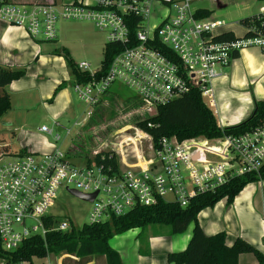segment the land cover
Listing matches in <instances>:
<instances>
[{"label": "built area", "instance_id": "2783aa9c", "mask_svg": "<svg viewBox=\"0 0 264 264\" xmlns=\"http://www.w3.org/2000/svg\"><path fill=\"white\" fill-rule=\"evenodd\" d=\"M204 1L220 3L0 0V21L22 28L35 42L55 41L60 19L92 22L104 32L106 44H113L118 52L105 75L75 82L80 99L96 107L118 84L134 90L144 107L153 109L146 115H152L158 106L193 88L199 89L203 100L212 101L214 81L226 75L224 69L242 49L257 46L264 51V6L251 16L250 23L239 21L243 35L232 31L234 38L223 39L221 36L231 30L211 19V14L205 15L211 10L199 5ZM161 4L166 7L163 14ZM154 17L158 22H152ZM89 65L87 61L77 63L80 71L95 76L98 70L89 71ZM39 130L54 133V128L46 125ZM55 138H61L57 131ZM132 142L135 146L128 150L126 146ZM47 145L51 151L15 154L0 146V249L4 251L19 249L33 236L46 237L49 232H65L76 225L58 212L65 205L58 200L61 191L72 195V189L84 194L98 192L94 200H88L91 208L84 222L93 224L160 200L186 207L193 198L216 191L236 176L258 173L264 165V120L238 134L183 140L169 136L157 144L150 134L136 127L134 136L121 139L108 150V158L116 159V165L94 159L103 151H93L89 164L78 165L56 143Z\"/></svg>", "mask_w": 264, "mask_h": 264}, {"label": "trees", "instance_id": "16d2710c", "mask_svg": "<svg viewBox=\"0 0 264 264\" xmlns=\"http://www.w3.org/2000/svg\"><path fill=\"white\" fill-rule=\"evenodd\" d=\"M209 14V12H205V15ZM251 19L252 17L249 16L242 21L250 23ZM256 23L261 24V21ZM234 37L232 31L221 36L223 39ZM57 52L66 59L76 81L85 82L94 78L99 79L105 75L109 62L118 52V49L113 44H106L102 66L95 76H91L87 71H80L66 47ZM24 72V70H13L0 65V90L13 80L23 76ZM59 88L61 85L57 89ZM104 98L116 104L119 103L118 100L122 99L121 104L125 109H144V105L136 95H126L123 87L118 84L112 86ZM100 104L95 107V111L93 110L86 126L87 129L95 126L98 128L92 137L96 143L103 138L100 120L103 119L104 114L98 108ZM10 107L9 94L6 91H0V119ZM116 115L115 113L109 115L110 120H114ZM141 117L136 118L135 116L136 126L150 134L155 144L161 138L169 136H176L179 140L200 136L212 138L224 134H238L256 127L264 120V101L256 102L253 115L245 122L233 127L221 128L212 110L204 102L199 89L193 88L181 97L158 106L154 114ZM70 151L75 159H83L87 164L91 162L84 145L74 144ZM103 155H105L104 159H102ZM108 155L110 152L105 150L98 153L94 159L98 163L103 162L105 165H116V159H109ZM260 180H264V165L258 173L236 176L216 191L198 195L186 207L164 200H160L151 206H138L124 215H112L108 220L99 223L73 225L70 230L65 232L52 231L46 237L33 236L17 250L4 251L0 249V259L4 260L3 264H16L24 260L32 263V258L35 256L46 257L50 253L68 252L79 256L104 255L107 264H123L120 254L110 244V239L113 236L133 228H145L150 224H165L170 227L171 233L177 234L185 232L193 224L192 234L186 249L169 253L168 260L170 262L176 264H239L241 254L253 253L258 259L257 264H262L264 262L263 253L244 238L238 237L233 244L229 245L226 242L225 231L207 235L198 222V215L201 211L214 207L222 199H226L227 203L231 204L249 183Z\"/></svg>", "mask_w": 264, "mask_h": 264}, {"label": "crops", "instance_id": "0c3cea01", "mask_svg": "<svg viewBox=\"0 0 264 264\" xmlns=\"http://www.w3.org/2000/svg\"><path fill=\"white\" fill-rule=\"evenodd\" d=\"M219 6L221 7V5ZM57 40L58 37L55 41ZM41 43L42 42L33 41L22 28L13 27L0 21V65L13 70L25 71L23 76L13 80L5 88L0 90L6 91L11 99V107L3 115L7 116L6 123H9L10 126L18 124L19 120L14 117L15 113H18L21 118V111L23 113H29L32 110H37L40 105L48 110H54L52 114L54 118H59L61 113L68 109V103L65 99V95H68V92L63 86H66L64 79L70 76H67V70L71 73L72 69L62 55L59 54V56L51 57L49 54L52 53L43 54ZM64 45L65 44L61 42L62 48L66 47ZM58 50L60 49H57L56 52ZM69 52L72 56V51L69 50ZM242 59L244 61H241ZM242 62H244L245 72L243 78H240V64H242ZM52 63L55 65L56 69L62 67L63 72L52 69ZM230 66L233 67L231 72L233 81H231L230 84L224 83L229 77L228 73H226V75L214 81L212 86V101L204 99V102L212 110L221 128L233 127L245 122L253 115L256 102L260 100L264 101V51L259 47L244 49L242 52L240 51L239 55ZM60 85L61 88H59V90L57 88ZM235 85L236 87H238V85L248 87V90L246 88L239 92L235 88ZM62 101H64V103ZM238 102L246 104L247 108L244 110L243 108L235 109ZM224 111H230V114L225 115L223 114ZM63 119L65 118L63 117L60 119L59 126ZM58 128L59 127H57V132H59ZM49 142L50 141H48L47 144ZM47 146L51 149L49 145ZM5 150L9 151L8 149ZM255 183L256 182L249 183L235 197L230 204L229 210L231 213L235 211L239 216L242 214L248 205L247 203L250 202L253 197L252 193L256 191V188L254 189ZM224 200L227 202L226 199H222L214 207L206 208L199 213L198 222L204 232L207 235H213L217 232L225 231L227 235L226 242L229 245L233 244L236 238L242 237L264 254V211L260 219L261 227L257 230L258 232H256V230H251L248 226H244V224L241 223L239 233L232 234V232L226 230L225 225H228V220L222 223L221 220L215 219V214L225 209L224 203L220 205ZM148 226L149 225L145 228ZM235 227L236 226L233 228L237 231ZM145 228H133L121 234H117L110 239L111 246L118 251L123 264H176L168 260V254L185 250L193 230V228H191L189 232H186L188 227L185 232H182L185 234L179 237V234L182 233H171L172 235L169 236H159L158 232L151 229L146 232ZM228 228L231 230L230 225ZM144 232L146 233L144 234ZM242 255L243 254L239 256V264ZM39 258L43 259L44 262L35 263ZM46 263L107 264V259L104 255L99 254L79 256L75 253L61 252L58 254L50 253L46 257L35 256L32 258V263L28 261L25 264ZM257 263L258 259L256 257L252 264Z\"/></svg>", "mask_w": 264, "mask_h": 264}, {"label": "rangeland", "instance_id": "374dc122", "mask_svg": "<svg viewBox=\"0 0 264 264\" xmlns=\"http://www.w3.org/2000/svg\"><path fill=\"white\" fill-rule=\"evenodd\" d=\"M16 1L32 2L49 0ZM57 1L67 3L72 2L73 0ZM199 5L211 10V19L221 23H225V26L228 29L233 31L237 36H241L244 34L245 30L243 26L239 24V21L258 12L263 7L264 2L262 0H220L219 5H221V7L210 1H204ZM165 8L166 7L164 4H161L159 6L161 14L164 13ZM152 22H158V18L154 17ZM57 30V41H46L41 43L43 54L52 53L49 54L51 55V57L59 56L56 50L62 48V42L65 44L64 46H66V48L72 51V57L77 63L87 61L90 64L88 70L91 72H95L101 68L102 61L104 59V50L107 42V37L105 36L104 32L100 31L92 22L89 21L62 19L57 22ZM248 48L250 47L244 49ZM244 49H242L241 52ZM241 61L244 60L242 59ZM51 66L55 71L59 70L60 72H63L62 67H58L56 69L54 64ZM232 69V66H228L224 69V72L228 73L229 75L224 83L230 84L231 81H233L231 75ZM244 72L245 66L244 62H242V64H240V78H243ZM67 76L69 77L67 79H64V81L66 82V86H63V88L65 87L67 89L69 95H65V99L68 103V109L66 111H63L59 118H54V116L52 115L54 110H48L40 105L37 110H32L29 113H23L21 111V118L19 117L18 113H15L14 117L19 120V125L15 124L13 126H10L9 123H6L7 116H3L0 119V146L5 147V149H8L13 154L25 150L46 152L48 150L51 151V149H49L46 145L47 140L56 143L58 147L66 151L73 163L84 165L85 161L83 159H75L70 153V149L74 144L84 145L86 152L89 153V156L91 158L92 154H94L93 151L110 150L112 147H114L115 143H119L121 139L134 136L137 127L135 123V116L136 118H142L141 116L145 117L147 112H153V109H147L145 107L144 109L137 108L135 110L125 109L121 104L122 99L118 100L119 103L116 104L109 102L107 98H103L101 104L98 107L104 114L103 119L100 120L103 138H99L100 140H98L96 143L95 139L92 140V137L94 135V131H97L98 128L96 126L91 129L86 128L87 122L92 116L93 111L90 116L88 112L91 109L94 110L95 107L89 106L87 103L80 99L78 93L74 88L76 80L75 75L72 73V71L71 73H69L67 70ZM122 87L126 95H136L134 90L125 86ZM235 88L239 92L240 90L242 91L246 88L248 90V87H242L240 85H238V87H236L235 85ZM139 101L141 100L139 99ZM62 102L64 103V101ZM241 108H243L244 110L245 108H247V105L243 104L242 102H238V105L235 106V109ZM113 113L117 115L115 116L114 120L111 121L109 115ZM223 114L229 115L230 111H224ZM63 117L69 121V124L65 127V131L60 133L61 138L59 140H56L55 136L57 127H59L60 119ZM43 125H46L49 128H54V133L48 134L46 132H41L39 129ZM105 129L107 130L105 131ZM142 142L146 144V140ZM134 146L135 143L132 142L129 143L126 148L128 150H131ZM11 157L14 158L15 156L12 155ZM255 188L256 191L252 193L253 197L251 198L250 202L247 203L248 205L246 209L240 216L237 215L235 211L231 213V211L229 210L230 204H227L225 200L220 203V205L224 203L225 209L216 213L215 219L221 220L222 223H224L225 220H228V225H225L226 230L232 232V234L239 233L241 223H243L244 226H248L251 230H256V232H258L257 230L260 229V219L262 218L264 211V180L256 182L254 189ZM58 200L65 204L62 205L60 209H58L60 216L71 218L76 225H81L82 223L87 221L88 213L91 208L90 202L83 200L76 195L69 194L65 191L60 192ZM229 225L231 230H229L228 228ZM192 226L193 224L189 226L186 232H189L190 229L193 228ZM234 226H236L235 228L237 229V231L234 230ZM149 229L158 232L159 236L172 235L170 227L165 224H151L147 228H145V231L147 232ZM146 232H144V234ZM183 234L185 233L179 234V237ZM40 259L41 258L37 259L35 263H39L41 261L44 262L43 259ZM255 259L256 257L253 253H244L240 258V264H252L254 263ZM0 263H3V261L0 260Z\"/></svg>", "mask_w": 264, "mask_h": 264}, {"label": "water", "instance_id": "95a60500", "mask_svg": "<svg viewBox=\"0 0 264 264\" xmlns=\"http://www.w3.org/2000/svg\"><path fill=\"white\" fill-rule=\"evenodd\" d=\"M68 124H69V121L67 119H63L61 121V125L58 128V131L62 133L64 131V127L68 126ZM71 192L74 195L78 196L79 198H81L83 200H89V201L94 200L95 196L98 193V192H95V193H92V194H84V193H81V192H79L77 190H74V189H72Z\"/></svg>", "mask_w": 264, "mask_h": 264}]
</instances>
